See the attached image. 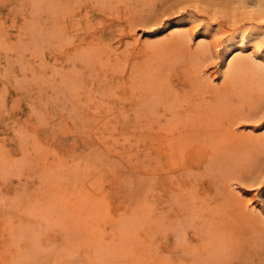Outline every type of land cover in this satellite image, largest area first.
<instances>
[{
  "label": "rangeland",
  "instance_id": "rangeland-1",
  "mask_svg": "<svg viewBox=\"0 0 264 264\" xmlns=\"http://www.w3.org/2000/svg\"><path fill=\"white\" fill-rule=\"evenodd\" d=\"M241 1L0 0V264H264Z\"/></svg>",
  "mask_w": 264,
  "mask_h": 264
},
{
  "label": "bare ground",
  "instance_id": "bare-ground-1",
  "mask_svg": "<svg viewBox=\"0 0 264 264\" xmlns=\"http://www.w3.org/2000/svg\"><path fill=\"white\" fill-rule=\"evenodd\" d=\"M263 4H264V1L263 0H258V2H257V4H256V6H257V8H259V9H262L263 8ZM250 5H252L251 3H250V1L249 0H242L241 1V7H249ZM252 35V33H250V32H248V33H240L237 37V42L238 43H241L240 45H242V43H244V42H246V41H249V40H251V39H254V40H256V41H258V40H260L259 39V37L258 36H255V37H250ZM259 42V41H258ZM227 45V44H226ZM229 45V44H228ZM227 46H225V48H226Z\"/></svg>",
  "mask_w": 264,
  "mask_h": 264
}]
</instances>
